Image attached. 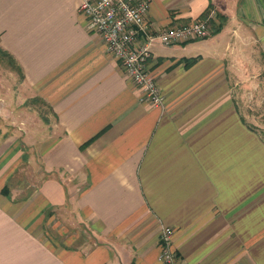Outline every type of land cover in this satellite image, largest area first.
I'll list each match as a JSON object with an SVG mask.
<instances>
[{
  "label": "crops",
  "instance_id": "0c3cea01",
  "mask_svg": "<svg viewBox=\"0 0 264 264\" xmlns=\"http://www.w3.org/2000/svg\"><path fill=\"white\" fill-rule=\"evenodd\" d=\"M79 1L0 0V51L54 119L0 138V264H160L161 226L181 264H264V138L233 97L264 64V0H148L153 29L208 25L151 46L160 105Z\"/></svg>",
  "mask_w": 264,
  "mask_h": 264
},
{
  "label": "built area",
  "instance_id": "2783aa9c",
  "mask_svg": "<svg viewBox=\"0 0 264 264\" xmlns=\"http://www.w3.org/2000/svg\"><path fill=\"white\" fill-rule=\"evenodd\" d=\"M148 0H80L78 11L85 17L86 26L97 34L106 52L118 59L125 76L138 89V98L151 105L162 103V94L146 58L154 44L169 45L203 37L208 32L204 18L153 29L147 18ZM214 16L212 10L207 17ZM160 264H181L172 244V229L159 230Z\"/></svg>",
  "mask_w": 264,
  "mask_h": 264
},
{
  "label": "rangeland",
  "instance_id": "374dc122",
  "mask_svg": "<svg viewBox=\"0 0 264 264\" xmlns=\"http://www.w3.org/2000/svg\"><path fill=\"white\" fill-rule=\"evenodd\" d=\"M253 60L255 62L253 65L246 66L250 72L243 75L248 79L244 80L247 83H240L238 88H234L233 97L244 119L264 138V64L259 65L260 55L257 53ZM228 72L230 78L236 76L235 72ZM21 80L22 73L11 66L8 59L0 53L1 139L14 133L21 141L24 130L27 132L30 128L38 130L40 126L46 127L48 122L54 121L47 105L37 99L29 100L30 91ZM21 177L22 174L16 172L15 179Z\"/></svg>",
  "mask_w": 264,
  "mask_h": 264
},
{
  "label": "trees",
  "instance_id": "16d2710c",
  "mask_svg": "<svg viewBox=\"0 0 264 264\" xmlns=\"http://www.w3.org/2000/svg\"><path fill=\"white\" fill-rule=\"evenodd\" d=\"M219 24H220V23H218V25H219ZM0 53H1V55L5 56V57L8 59V61H9V63H10L11 66L15 67L17 70L20 71V69L18 68V66H15V65H14V63H13L14 61H13L12 57H10L8 54H5V53H3V52H1V51H0Z\"/></svg>",
  "mask_w": 264,
  "mask_h": 264
}]
</instances>
